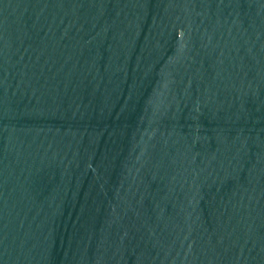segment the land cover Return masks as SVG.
I'll list each match as a JSON object with an SVG mask.
<instances>
[{
  "label": "water",
  "instance_id": "95a60500",
  "mask_svg": "<svg viewBox=\"0 0 264 264\" xmlns=\"http://www.w3.org/2000/svg\"><path fill=\"white\" fill-rule=\"evenodd\" d=\"M0 264H264V0H0Z\"/></svg>",
  "mask_w": 264,
  "mask_h": 264
}]
</instances>
